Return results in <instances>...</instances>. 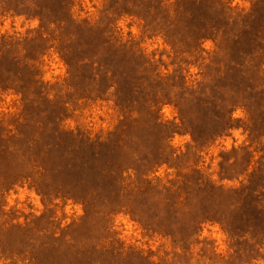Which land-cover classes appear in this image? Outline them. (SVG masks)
I'll return each instance as SVG.
<instances>
[{"label": "trees", "instance_id": "trees-1", "mask_svg": "<svg viewBox=\"0 0 264 264\" xmlns=\"http://www.w3.org/2000/svg\"><path fill=\"white\" fill-rule=\"evenodd\" d=\"M109 1L106 15L137 17L146 32L163 34L176 51L201 53L205 41H216L218 50L206 65L203 81L190 87L184 76H161L132 43L109 38L92 49L84 45V97L97 88H115L116 106L125 116L108 138L92 140L62 129V114L55 110H62L65 103L51 100L35 80L34 65L16 55L22 43L0 41V80L14 86L11 89L23 96L26 108L20 130L7 131L0 125V192L31 181L44 197L57 193L84 200L87 216L106 217L118 208L126 209L151 231L180 240L195 237L204 223L217 221L241 253L247 248L250 262L264 258V186L253 187L259 174L252 176L249 185L236 189L215 186L194 175L181 174L182 180L170 186L149 178L164 164L177 160L170 142L179 127L158 116L164 103L174 99L193 142L205 146L236 126L233 112L246 101V78L264 100V51L247 62L246 70V14H234L222 0ZM15 2L18 7L39 8L41 13L35 15L43 24L51 23L50 17L64 23L70 7V0L45 1L44 7L42 0ZM69 54L65 57L73 67L78 61ZM5 59L10 63L4 68ZM194 102L199 107L198 121L188 115ZM144 131L149 134L142 140ZM79 167L84 168V176L77 177ZM252 195L257 197V214L244 211ZM103 224L106 228L108 221ZM18 227L22 231H15L22 238L16 247L32 246L34 264L41 263V257L42 264H64L53 259L55 251L74 247L72 240L64 244L54 236L44 240L39 233L32 234L31 227ZM100 241L86 244L87 253L104 256L106 263L110 260L107 264L129 258V253L124 256ZM97 262L93 264H101Z\"/></svg>", "mask_w": 264, "mask_h": 264}, {"label": "rangeland", "instance_id": "rangeland-1", "mask_svg": "<svg viewBox=\"0 0 264 264\" xmlns=\"http://www.w3.org/2000/svg\"><path fill=\"white\" fill-rule=\"evenodd\" d=\"M1 1L0 41L22 43L16 47V55L34 65L35 80L51 100L65 103L62 110H55L62 114V129L83 138L105 140L125 117L116 106L115 88L109 91L97 88V91L92 90L95 92L90 97H84V45L92 49L109 38L121 44L132 43L156 66L157 73L164 77L184 76L190 87H197L203 81L206 65L218 50L217 42L208 39L201 53L176 51L163 34L146 32L137 17L106 15L109 0H70L69 11L63 16L65 22L50 17L51 23L46 24L35 15L41 13L39 8L33 5L18 7L15 0H5L3 4ZM49 1L42 0L43 7L44 2ZM222 1L234 14H246L247 70V62L264 51V0ZM20 9L24 12L19 13ZM93 26H99L101 31ZM68 52L78 61L77 65L70 66L65 57ZM104 52L109 50L105 48ZM2 62L4 68L10 63L8 59ZM12 87L0 80V125L14 132L24 123L26 108L23 96ZM252 88L248 77L246 101L233 112L236 126L205 146L193 142L174 99L164 103L158 116L179 127L170 142L177 160L164 164L149 178L170 186L172 181L182 180L181 174L194 175L195 179L201 178L215 186L236 189L249 185L252 176L259 174L255 183L253 180V187L257 190L264 186V100L262 94ZM198 109L195 102L189 105L188 115L192 121L200 120ZM143 134L142 140L149 133L144 131ZM76 175L84 176V168L79 167ZM255 200V195L247 199L245 212L257 214L259 208ZM106 221L105 228L103 222ZM17 226L31 227V233H39L44 240L52 236L60 238L63 244L65 240H72V249L62 247L55 251L53 259L64 264H93L97 260L101 264L109 263L110 260L104 261V256L86 251V244L98 239L102 246H114L124 256L129 253L126 256L129 258L119 264H264V258L250 262L247 248L241 253L240 246L220 222L204 223L198 234L190 239H175L151 231L126 209L118 208L106 217L101 214L87 216L84 200L57 193L44 197L31 181H21L0 192V264H34L32 246L16 247L22 238L21 233L15 231L21 230ZM23 251L28 252L23 254ZM261 252L264 254V248ZM39 264H42V257Z\"/></svg>", "mask_w": 264, "mask_h": 264}, {"label": "clouds", "instance_id": "clouds-1", "mask_svg": "<svg viewBox=\"0 0 264 264\" xmlns=\"http://www.w3.org/2000/svg\"><path fill=\"white\" fill-rule=\"evenodd\" d=\"M236 3H241V0H236ZM35 27V25H33ZM206 47H210V45H206ZM239 115V113H237ZM237 136H239V133H236ZM229 144L231 143L230 141L228 142Z\"/></svg>", "mask_w": 264, "mask_h": 264}]
</instances>
